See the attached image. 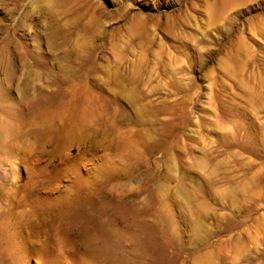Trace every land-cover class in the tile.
Returning a JSON list of instances; mask_svg holds the SVG:
<instances>
[{
  "label": "rangeland",
  "instance_id": "obj_1",
  "mask_svg": "<svg viewBox=\"0 0 264 264\" xmlns=\"http://www.w3.org/2000/svg\"><path fill=\"white\" fill-rule=\"evenodd\" d=\"M19 144L59 203L15 264H264V0H0Z\"/></svg>",
  "mask_w": 264,
  "mask_h": 264
},
{
  "label": "bare ground",
  "instance_id": "obj_2",
  "mask_svg": "<svg viewBox=\"0 0 264 264\" xmlns=\"http://www.w3.org/2000/svg\"><path fill=\"white\" fill-rule=\"evenodd\" d=\"M36 135L40 136L41 134L38 133ZM24 146L19 144L18 148L22 150L23 155L25 154L21 161H23L25 164V168L29 174H27L26 179L20 181L17 173L16 175L12 172L10 173V169L15 162L12 157V160L9 158L7 161L3 162L11 165L10 167L2 166L3 163H0V253L5 255H11L13 253L11 258L12 264H15L19 258L24 257L23 254H26V251L29 249L27 247L28 243L32 244L34 242L37 244L40 241L42 226H44V224L47 225L48 223L46 222L43 215L51 213L50 210L41 212L40 209L45 208V205L47 204L59 203V201L55 202L57 200L56 197H51L47 195L46 192H43V189L46 188L50 189L51 191L53 189V183L57 181L58 177L54 175L46 182L45 180L41 182L40 180H36V175L33 174L34 171L31 168V161L33 160L34 156L32 153L30 155L31 151L27 149V147L24 148ZM37 157H40V155ZM38 159L39 158L34 160L37 162ZM36 164L37 163H35V165ZM10 174H14L12 175L13 178H11ZM38 182L40 184H38ZM34 185H36V187L31 191L30 187ZM68 197L66 198L68 199L67 201L64 200L66 202H64L65 206L63 208L59 209L60 205L56 207L58 208V212H62L67 216L89 214L88 210L81 205V202H78V197L76 199H69ZM64 209H68L69 211H65ZM44 251V246H41L39 249L37 248V250H35V252L39 255L38 258H40L44 264H54L53 260L55 259L47 257L49 255H45ZM83 261H81V263Z\"/></svg>",
  "mask_w": 264,
  "mask_h": 264
}]
</instances>
